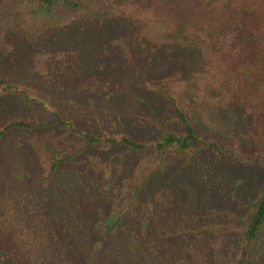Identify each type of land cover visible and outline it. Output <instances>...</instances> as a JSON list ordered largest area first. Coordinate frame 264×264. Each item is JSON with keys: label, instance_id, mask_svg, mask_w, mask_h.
<instances>
[{"label": "rangeland", "instance_id": "374dc122", "mask_svg": "<svg viewBox=\"0 0 264 264\" xmlns=\"http://www.w3.org/2000/svg\"><path fill=\"white\" fill-rule=\"evenodd\" d=\"M2 16L10 28L16 23L13 15L3 12ZM11 37L7 55L0 53L1 79L28 98L45 102L46 109H55L77 131L127 134L135 141L157 137L159 126L173 113L161 80L181 71L183 63L189 70L191 63L204 57L197 46L180 51L191 63L171 53L146 54L133 47L128 64L116 44L125 38L130 39L128 46L132 44L131 28L102 14L49 31L36 57H31L32 50L20 37ZM34 62L44 68L42 75L34 71ZM23 96L6 93L0 86V129L11 120L29 119ZM235 109L203 110L213 127L236 134L240 121L248 129L251 123ZM43 113L49 120L52 114ZM41 132L63 139L68 154H77L74 162L87 163V157L103 161L117 181L111 189L115 194L101 198L97 179L81 174L84 163L73 162L60 167L51 187L40 189L41 176L26 149L32 133L15 130L5 135L0 141V217L7 219L3 223L33 264H220L236 245L229 226L241 224L255 190L264 187L258 170L215 162L210 154H202L192 167L178 165L152 177L134 195V187L122 182L133 163L123 147H86L78 136L58 127ZM157 196L170 207L145 214ZM187 215L195 217L190 227L184 219ZM118 219L119 234L100 239L95 226ZM247 264H264V235Z\"/></svg>", "mask_w": 264, "mask_h": 264}, {"label": "trees", "instance_id": "16d2710c", "mask_svg": "<svg viewBox=\"0 0 264 264\" xmlns=\"http://www.w3.org/2000/svg\"><path fill=\"white\" fill-rule=\"evenodd\" d=\"M3 12L15 18L16 23L11 25L14 29L6 25ZM101 14L117 18L131 28L132 44L128 46V38L116 44L128 64L133 47L146 54L171 53L189 63L192 60L181 57L180 51L197 46L204 57L190 62L189 70L183 63L181 71H169L161 80L168 92L166 98L173 104V113L159 126L158 136L145 141L132 140L127 134L97 136L77 131L55 109H46L45 102L28 98L14 84L0 78L6 93L19 97L24 94L22 102L29 114V119L20 117L2 127L0 141L15 130L32 133L26 149L41 176L40 189L51 187L60 167L73 163L77 156L68 154L69 147L63 139L41 132L50 127L78 136L86 147H123L133 157V163L128 165L122 182L125 187H134V195L152 177L178 165L192 167L202 154H210L215 162L254 168L264 178V0H0V53L7 55L11 36H17L32 50L31 57L39 56V45L49 31ZM33 66L37 74H43L41 64L34 62ZM229 107L236 108L239 116L250 121L249 129L240 120L236 134L215 128L203 110ZM43 111L52 114L49 120ZM87 158L89 163L84 159L74 162L84 163L81 174L97 179L103 190L101 198L115 194L111 189L117 178L111 177L107 165ZM137 180L139 185H133ZM109 182L112 183L108 185ZM159 200L157 196L149 202L145 214L170 207L166 200ZM2 219L7 220L0 217V264H33ZM184 219L187 227L195 221L192 215ZM119 220L96 225V234L100 239L116 237ZM239 221V226H229L230 233L236 234L237 248L235 245L228 251L220 264L248 263L257 241L264 235V187L255 190Z\"/></svg>", "mask_w": 264, "mask_h": 264}]
</instances>
